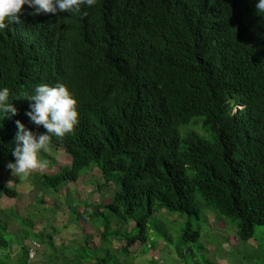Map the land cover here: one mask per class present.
Here are the masks:
<instances>
[{
    "label": "trees",
    "instance_id": "trees-1",
    "mask_svg": "<svg viewBox=\"0 0 264 264\" xmlns=\"http://www.w3.org/2000/svg\"><path fill=\"white\" fill-rule=\"evenodd\" d=\"M33 11L25 5L23 22L0 31V87L11 90L8 102L19 110L0 114V199L19 194L5 178L15 161V121L46 131L26 115V95L62 82L78 98L79 124L50 145L63 147L72 165L43 174L44 186L57 190L92 166L106 184L116 183L111 202L93 213L67 206L80 223L101 222L107 212L134 222L132 237L109 220L98 224L105 242L126 240L123 260L153 230L161 238L160 223L151 227L156 214L200 218L199 197L218 218L236 222L240 241L254 238L264 226V17L256 0H100L75 14ZM237 105L244 108L234 113ZM5 235L0 220V264H30L28 235L14 255ZM83 235L71 264L119 263ZM200 239L188 224L177 248Z\"/></svg>",
    "mask_w": 264,
    "mask_h": 264
},
{
    "label": "rangeland",
    "instance_id": "rangeland-1",
    "mask_svg": "<svg viewBox=\"0 0 264 264\" xmlns=\"http://www.w3.org/2000/svg\"><path fill=\"white\" fill-rule=\"evenodd\" d=\"M241 109L240 106L236 108ZM50 156L51 158H47L41 155L48 161L45 169L32 170L28 175L14 176L10 169L5 173L10 187L17 189L19 193L16 198L0 199V220L7 228L6 239L13 243V255L18 253L19 244L28 235L23 242L27 248H31L35 240L44 242L35 264H71L70 261L78 256L77 249L83 244V234H86L95 247L104 248L100 249L99 254L105 256L109 250L112 253L111 260L117 258L118 264H151L152 260L158 261L157 264H208L207 259L216 264H264V226L256 227L254 238L250 241H240L236 222L218 218L204 206L200 197V218L167 212L156 214L151 219V227L155 228V224L160 223L163 228L161 238L153 230L149 241L143 245H134L130 248L131 259L123 260L119 252L126 240L114 236L105 242L99 233L98 224L103 226V222L109 220L114 230L119 228L123 235L132 237L138 234L134 222L124 224L107 212L108 215L105 214L101 222L93 223L82 219L80 223L79 219L76 221L71 217L67 206L70 204L73 214L83 216L85 209L93 213L98 204L112 200L116 184L111 183L100 188L99 185L105 182L101 172L95 167L83 171L82 177L76 182L62 184L57 190L48 189L44 186L42 175H54L61 166H70L72 161L61 149H54V152L52 150ZM188 224L201 232L200 242L191 245L182 243L184 250H178L183 230ZM164 232L171 235L172 243L163 242Z\"/></svg>",
    "mask_w": 264,
    "mask_h": 264
},
{
    "label": "clouds",
    "instance_id": "clouds-1",
    "mask_svg": "<svg viewBox=\"0 0 264 264\" xmlns=\"http://www.w3.org/2000/svg\"><path fill=\"white\" fill-rule=\"evenodd\" d=\"M99 2L100 0H0V31L5 30L11 22L17 24L23 22L21 14L25 5L34 9L31 15L38 16L44 13L58 14L60 12L75 14L81 11L82 5L91 8ZM256 9L257 14L264 17V0H256ZM10 94L11 90L8 87H0V114H4L7 118H12L19 114L16 105L8 102ZM25 98L31 102L30 110L27 111L26 115L33 124L37 127L43 126L46 131H33L21 120L15 121L18 129L15 137L16 143L12 151L15 161L7 163V168L12 171L14 176L20 174L28 175L32 170L47 168L48 161L41 157L43 155L41 152L47 151L49 156L46 155V157L51 158L50 154L55 149L50 145L53 136L62 138L73 132L79 124L80 118L78 98L65 83L57 82L54 85L48 83L39 84L35 87L34 92L27 94ZM238 106L242 107V109L244 108L241 105H237L234 107V113L240 111L236 110ZM60 149L68 154L63 147H58L55 150L59 151ZM68 156L70 155L68 154ZM70 158L72 159L71 156ZM71 165L61 166L59 172L64 167L70 168ZM95 167L99 169L97 166H92L89 170ZM109 184L111 183H103L99 186L103 188ZM34 243H38L40 246L37 258L42 244L35 240L32 246ZM30 249L27 248L28 259ZM35 260L32 263L29 260L30 264L37 263Z\"/></svg>",
    "mask_w": 264,
    "mask_h": 264
},
{
    "label": "built area",
    "instance_id": "built-area-1",
    "mask_svg": "<svg viewBox=\"0 0 264 264\" xmlns=\"http://www.w3.org/2000/svg\"><path fill=\"white\" fill-rule=\"evenodd\" d=\"M39 248L40 246L38 243H34L33 246L31 247L29 251V260L31 263L34 262V260L36 259Z\"/></svg>",
    "mask_w": 264,
    "mask_h": 264
}]
</instances>
